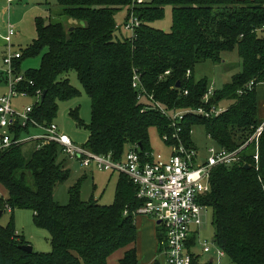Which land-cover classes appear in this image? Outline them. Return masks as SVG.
Wrapping results in <instances>:
<instances>
[{"label":"trees","instance_id":"1","mask_svg":"<svg viewBox=\"0 0 264 264\" xmlns=\"http://www.w3.org/2000/svg\"><path fill=\"white\" fill-rule=\"evenodd\" d=\"M52 1L57 11L50 8L47 19L36 17L37 38L15 61L16 70L22 72L25 58L41 56L39 67L24 73L34 83L28 87L30 94L47 91L31 113L38 123L54 122L58 101L80 95L67 77L74 70L91 100L90 123H84L78 108L70 113L89 132L83 146L117 160L133 144L152 149V127L161 137L174 128L160 112L142 111L138 90L132 86L134 74H140L148 92L162 104L199 107L210 86L207 79H195L197 64L223 62L227 53L242 59V70L216 89L212 98L214 104L226 103L227 111L210 119L187 115L181 136L195 145L192 131L201 125L218 146L234 150L264 122L258 117L257 85L238 93L251 80L264 81V0H146L134 7L141 24L133 38L121 32L120 36L116 28L117 12L132 0ZM167 6H172L170 31L152 24L165 15ZM32 125L18 122L17 136ZM255 144L242 151L241 162L214 170L211 191L202 199L213 210L216 244L235 264H264V129L258 169ZM61 154L62 147L54 142L45 143L30 158L22 145L0 151V183L8 191L7 199L0 198V211L12 213L8 226L0 224V264H108L110 255L121 248L125 252L119 264H142L134 246L138 237L135 211L141 205L137 187L120 175L115 201L106 205L94 198L83 200L79 182L70 188L69 202L60 204L54 200L55 186L71 175ZM18 208L31 209L36 224L50 233V252L21 248L31 243L16 231ZM196 245L192 236L188 241L191 264H211L196 258ZM154 264L165 263L156 259Z\"/></svg>","mask_w":264,"mask_h":264},{"label":"built area","instance_id":"2","mask_svg":"<svg viewBox=\"0 0 264 264\" xmlns=\"http://www.w3.org/2000/svg\"><path fill=\"white\" fill-rule=\"evenodd\" d=\"M9 7L17 0H7ZM146 0H132L130 5V22L125 29L131 38L135 37L136 28L141 24L134 13V7L145 3ZM117 30L123 27L116 26ZM16 27L13 23L7 24L6 34L3 35L8 53L3 56L4 67L0 68V77L8 84V91L0 94V151H5L13 146L23 145L26 142H35L36 149L48 142H54L62 147L63 153L70 159L76 160L84 167H96L99 170L118 171L125 174L137 187V199L141 205L135 215H147L158 223L162 239L159 245L165 258V264H191L192 255L188 241L192 236H200L203 216L208 205L202 199L211 191V180L214 170L218 166H231L241 162L242 151L255 141L256 153L254 161L256 167L260 164L259 139L264 129V122L256 129L254 134L241 146L234 150L220 147L215 142L207 149V155L202 156L195 145L185 143L181 136V124L189 114L200 115L210 119L218 117L227 111L224 104H214L212 98L216 88L211 86L202 98L203 105L189 108H170L162 104L154 94L148 92L142 83L141 76L135 73L132 86L138 90L137 99L143 103L142 111L156 110L169 120L174 128L172 133H164L162 139L166 145L167 155L156 152L154 149H144L139 144L129 147L123 159H114L111 154L95 153L83 145L76 144L70 136L62 132L59 126L52 122L40 124L31 117L34 105H28L22 112L14 108V97H36L40 102L42 91L36 90L33 94L28 91L33 81H27L24 73L16 70L15 61L22 56L21 51H12L13 36ZM166 71V74H169ZM190 72H188V75ZM264 83L251 80L245 88L239 89L240 95L246 93L254 86ZM24 85V86H23ZM26 85V86H25ZM188 94V91H185ZM23 120V121H22ZM23 126L29 123L37 127L36 132L28 137L23 134L17 136V123ZM211 138V136H209ZM212 140V138H211ZM128 211H125L127 213ZM217 258L226 255L213 242ZM204 252L213 251L212 243L204 241L201 244ZM212 256V260L216 259Z\"/></svg>","mask_w":264,"mask_h":264},{"label":"rangeland","instance_id":"3","mask_svg":"<svg viewBox=\"0 0 264 264\" xmlns=\"http://www.w3.org/2000/svg\"><path fill=\"white\" fill-rule=\"evenodd\" d=\"M49 0H18L12 2L9 7L7 0H0V21L4 22L8 18L10 13L12 21H14L18 27V35L20 36L15 45L12 47V51H23L29 44L37 38L35 19L36 17H43L47 19L50 15V8L53 11H57L54 1L50 0L49 4L46 3ZM40 2V3H38ZM54 4V5H53ZM130 12V6L122 8L116 14L117 26L125 27L126 23L130 22L128 18ZM172 6H167L165 9V15L152 24L156 28L170 31L172 27ZM117 33L121 36L120 31ZM122 33L128 36L130 33L124 28ZM16 38V37H15ZM8 53V47L3 41L0 40V68L4 67L3 56ZM41 62V56L28 57L23 60L21 64L22 73H25L28 69L39 67ZM242 70V59L236 53H227L224 57V61L220 63H214L212 61H205L197 64L194 72L195 79H207L209 86H213L216 89L222 88L225 83H228L232 76L239 73ZM67 77L71 84L80 92V95L69 100L58 101L57 115L54 118V122L59 126L60 130L70 136L72 140L78 145H84L87 141L89 132L85 126H78L75 119L71 116L72 109H79L81 118L85 124L91 121V100L84 90L81 82L78 79L76 71H71ZM3 81V79H2ZM1 77H0V82ZM257 99L260 118V122L264 119V84L257 85ZM1 91V90H0ZM8 91V84L3 90L5 93ZM37 98L21 97L17 96L13 99L14 108L22 112L28 105H35ZM226 105V103H225ZM262 108V109H261ZM37 131L30 129L23 134V137H28L35 134ZM192 139L195 146L199 149L202 156L207 155V149L213 145V140L209 137L204 126H195L192 131ZM150 144L151 148L156 152H162L167 155L166 145L160 135V132L156 127L150 129ZM256 146V144H255ZM23 153L26 157H31L35 150V142L29 141L23 144ZM60 160H64L65 166L71 170L70 177L57 183L54 189V200L60 204H67L70 199V188L77 183L81 182V197L83 200H90L94 198L100 204H112L115 201L117 192V183L122 173L118 171H106L99 170L98 168L84 167L76 160L70 159L66 154H61ZM258 169V168H257ZM0 198L7 199L8 191L0 183ZM11 211L8 209L0 217V224L8 226L11 221ZM15 215V228L17 233L23 236L28 242L31 243L33 249L36 252H50L51 237L50 233L38 226L34 220V213L31 209L18 208L14 212ZM139 223L147 222L149 220L147 215H139ZM203 224L200 228V236L198 237V243L194 247L193 252L196 253V258L200 261L206 262L211 259L212 256L216 257L215 248L213 242L216 238L215 226L213 223V210L211 207L207 208L203 216ZM145 220V221H144ZM138 225L140 228L141 226ZM138 228V236H139ZM141 229V228H140ZM160 231V228H159ZM212 243L213 251L210 253L204 252L201 244L204 241ZM123 248L115 251L108 258V264H119V260L123 255ZM156 259H159L162 263H165L164 255L160 250L148 260L149 264H154ZM211 264H235L229 256L224 255L217 258Z\"/></svg>","mask_w":264,"mask_h":264},{"label":"crops","instance_id":"4","mask_svg":"<svg viewBox=\"0 0 264 264\" xmlns=\"http://www.w3.org/2000/svg\"><path fill=\"white\" fill-rule=\"evenodd\" d=\"M38 3H40V2H38ZM9 22L13 23L16 27V34L13 36V46H14L15 40L17 41V39L20 36L18 35L19 34L18 33V27H17L16 23L14 21H12L10 13H8V18L4 22L0 21V40L3 41L4 44H6L5 40L3 39V35L6 34L7 24ZM119 31L122 33V30H119ZM1 81H2V79H1ZM262 84H264V83H262ZM5 88H6V83L3 80L2 82H0V90H1L0 92H3V90ZM0 94H2V93H0ZM263 105H264V103H263ZM262 110L264 111V109H262ZM262 121H264V119ZM30 129H33L37 132H40V130L34 126H30L28 128V130H26V131H30ZM26 131H23L22 134H24ZM22 147H23V145H22ZM35 150H36V145H35ZM139 217H140L139 215L136 217L137 226L140 225V223H139L140 218ZM146 217H148L149 220H147V222L145 220H144L145 222L141 221V223H142V225H140L141 229L138 227L139 228V236L137 237V240L134 243V246L137 248V251H138L140 262L142 264H149L148 260L152 259L153 256L155 255V253H157V250L159 249L158 234L160 232H159L158 223L152 217H150V216H146ZM124 252H125V249L123 250V255H124ZM210 260H212V258Z\"/></svg>","mask_w":264,"mask_h":264},{"label":"water","instance_id":"5","mask_svg":"<svg viewBox=\"0 0 264 264\" xmlns=\"http://www.w3.org/2000/svg\"><path fill=\"white\" fill-rule=\"evenodd\" d=\"M177 87H180V81L177 82ZM47 95V91L45 90L43 93H42V96H41V100L43 101L45 99ZM23 121V120H22ZM140 147H143L142 144H139ZM246 167H250L249 164L246 165ZM3 214V210L0 211V217L2 216ZM157 223H160V221H158ZM21 248L26 250L27 252H33V246L31 244H24V245H21ZM212 261V260H211Z\"/></svg>","mask_w":264,"mask_h":264}]
</instances>
